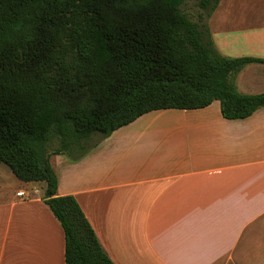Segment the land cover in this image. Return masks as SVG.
Wrapping results in <instances>:
<instances>
[{
    "label": "trees",
    "instance_id": "16d2710c",
    "mask_svg": "<svg viewBox=\"0 0 264 264\" xmlns=\"http://www.w3.org/2000/svg\"><path fill=\"white\" fill-rule=\"evenodd\" d=\"M198 1L194 20L186 0H0V163L44 183L66 264L115 263L76 197L58 193L53 155L82 157L152 110L218 100L224 117L241 119L264 106V92L234 81L264 58L221 54L206 19L220 0Z\"/></svg>",
    "mask_w": 264,
    "mask_h": 264
},
{
    "label": "crops",
    "instance_id": "0c3cea01",
    "mask_svg": "<svg viewBox=\"0 0 264 264\" xmlns=\"http://www.w3.org/2000/svg\"><path fill=\"white\" fill-rule=\"evenodd\" d=\"M211 22L230 30L224 48L213 39L223 55L264 58V0H252L250 23ZM235 81L264 92V63L245 65ZM164 118L175 123L149 125ZM57 156L58 193L76 197L115 264H264V106L241 119L224 117L218 100L152 110L82 157ZM27 185L0 198V264H66L45 188Z\"/></svg>",
    "mask_w": 264,
    "mask_h": 264
},
{
    "label": "rangeland",
    "instance_id": "374dc122",
    "mask_svg": "<svg viewBox=\"0 0 264 264\" xmlns=\"http://www.w3.org/2000/svg\"><path fill=\"white\" fill-rule=\"evenodd\" d=\"M183 9L189 15V17H191L194 20H197L199 13L203 12V9H201L199 6L198 0H186V2L183 5ZM211 16L212 17L226 16V17H234V18L238 17L240 21L243 22L246 21L247 23H250L252 22V0H220L213 13L210 15V17ZM206 19L208 21V18ZM211 24H212V28L210 30H211L212 39H214L215 41H220V43L219 42L218 43L220 44L221 47L224 48L225 41L223 42V39L225 40V34H229L230 30H219L218 29L219 26L215 25L213 22H211ZM225 25L229 26L230 23H226ZM221 31L223 32V34L221 33ZM243 82L244 80L241 78L238 81V85L241 86V83ZM170 120L165 118L156 119L154 125L153 122H151L149 125H152L155 128L166 129V127H172L173 124L175 123L174 120L172 119ZM99 135L100 134L93 135V137L91 138V143L98 140L100 137ZM58 144L59 141L56 138L49 145V149H52ZM76 154L80 156V151H75L73 153V156ZM52 162L55 167L59 168L61 159L57 155H53ZM27 183L29 182H24L20 180L7 165L0 163V198L8 196L11 193V191L18 189L19 187L28 188ZM33 184L36 186L32 188L35 189L44 188V183L42 182H37ZM42 194H44V192H42Z\"/></svg>",
    "mask_w": 264,
    "mask_h": 264
},
{
    "label": "built area",
    "instance_id": "2783aa9c",
    "mask_svg": "<svg viewBox=\"0 0 264 264\" xmlns=\"http://www.w3.org/2000/svg\"><path fill=\"white\" fill-rule=\"evenodd\" d=\"M35 192H37V191L35 190ZM17 195L24 196L25 195V191L21 189V190L17 191Z\"/></svg>",
    "mask_w": 264,
    "mask_h": 264
}]
</instances>
